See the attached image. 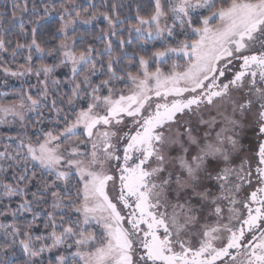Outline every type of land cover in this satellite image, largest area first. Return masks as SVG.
<instances>
[{
  "label": "snow or ice",
  "instance_id": "obj_1",
  "mask_svg": "<svg viewBox=\"0 0 264 264\" xmlns=\"http://www.w3.org/2000/svg\"><path fill=\"white\" fill-rule=\"evenodd\" d=\"M28 5L0 34L36 78L0 102V264H264V0Z\"/></svg>",
  "mask_w": 264,
  "mask_h": 264
},
{
  "label": "rangeland",
  "instance_id": "obj_2",
  "mask_svg": "<svg viewBox=\"0 0 264 264\" xmlns=\"http://www.w3.org/2000/svg\"><path fill=\"white\" fill-rule=\"evenodd\" d=\"M42 1L43 0H35L37 5L39 6V9H40V7H42ZM15 2L21 4V6H22V0H15ZM13 4H14V0H0V6L1 5L4 6V8L2 7V8H0V10H3L4 13H9V12L12 13L13 11H17V9H15L13 7ZM31 6H32V0H29V5H28L29 11L28 12H31ZM39 12H40V10H39ZM42 12H43V10H42ZM25 14L26 13H24L23 16H25ZM31 14H32V12H31ZM41 16H43L42 13H41ZM50 18L51 17H47V19H50ZM16 21L20 22L19 20H16ZM82 27H90V26H82ZM138 43H142V41H137V42L133 43L132 46L134 47ZM147 48H148L149 51H151L152 45L148 44ZM7 59H8V65H6V66H11V67H13V69H15L16 65L24 63V60L21 57H18L14 62L11 60V57H9V56L7 57ZM5 80L8 81V86L7 87L3 86V82ZM35 83H36V78L34 76H29V77H25V78H22V79H18L16 77L5 76L3 71L0 70V102L8 103V102H11L13 100H18V97L14 94L15 91L20 89L21 86H23L25 89H27L28 88V84H35ZM4 93H7V95H4ZM32 94L36 95L35 89L32 90ZM45 114L47 115L46 110H45ZM29 116L31 117V119L33 121L37 118L36 115L32 114V113H29ZM0 119H4L5 120V123L0 124V151H2L3 150V144L8 142V141L4 140V137L8 136V135L15 136L16 135V128H18L19 125H18V122H17L15 127L10 128L8 126V122L13 121V119H14L11 115H9L7 117H3V114H0ZM45 126H51V125L48 124L47 120L45 121ZM12 146H13V148H15V144L14 143H13ZM0 163H2V161H0Z\"/></svg>",
  "mask_w": 264,
  "mask_h": 264
},
{
  "label": "trees",
  "instance_id": "obj_3",
  "mask_svg": "<svg viewBox=\"0 0 264 264\" xmlns=\"http://www.w3.org/2000/svg\"><path fill=\"white\" fill-rule=\"evenodd\" d=\"M55 3L59 4L61 2V0H54ZM75 2L77 4H83L84 7H87V4H88V0H75ZM93 3L96 4L97 8L100 10V11H104L105 9L101 6L102 5V0H92ZM111 2H117V3H122L125 5V8L123 9L124 12H127V8L129 5H132L133 7L135 6L136 3H141L143 2V0H109V3ZM45 3H49V0H43L42 1V7H40V12H39V15L41 16V13L43 14L42 12V8H43V4ZM4 8L3 5L0 6V8ZM6 9V8H5ZM11 12L9 13H5V15L2 17H0V24H2L3 26L0 27V34H4L7 38L9 39H12L13 41H15V39L17 38V34L19 32V23L18 21H12V18H11ZM36 16L31 14V12H27L25 14V16H23V19H24V22H25V26L26 27H30V25H28V21L30 19H35ZM51 19V18H50ZM45 20H48L47 18H45ZM53 23H55V21H53ZM44 27L47 29L49 26L47 24L44 25ZM107 25L105 22H103L101 20V22L97 23L95 28L92 29L91 26L90 27H81L80 31H84L85 28H88L89 31H88V35L91 37L92 34H94L95 32H97L100 28H105L106 29ZM11 29V30H9ZM125 38H127V33H123ZM21 39V42H23V38H20ZM135 42H137L136 40H134ZM133 42V43H135ZM14 46V45H13ZM101 45L99 43H97V47H100ZM135 48V46H129L127 48V50L129 52L132 51V49ZM7 55H5V60L8 61L7 59ZM48 62H51V60H49ZM10 163V162H9ZM15 197H14V201H15Z\"/></svg>",
  "mask_w": 264,
  "mask_h": 264
}]
</instances>
